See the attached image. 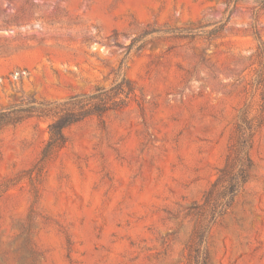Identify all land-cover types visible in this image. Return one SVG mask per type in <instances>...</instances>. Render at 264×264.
Returning a JSON list of instances; mask_svg holds the SVG:
<instances>
[{"label":"rangeland","instance_id":"rangeland-1","mask_svg":"<svg viewBox=\"0 0 264 264\" xmlns=\"http://www.w3.org/2000/svg\"><path fill=\"white\" fill-rule=\"evenodd\" d=\"M263 2L0 0V264H264Z\"/></svg>","mask_w":264,"mask_h":264},{"label":"trees","instance_id":"trees-1","mask_svg":"<svg viewBox=\"0 0 264 264\" xmlns=\"http://www.w3.org/2000/svg\"><path fill=\"white\" fill-rule=\"evenodd\" d=\"M264 5V2H263ZM128 90L133 93L132 83L126 81ZM110 94L102 96V93L95 95H84L82 100L89 101L94 100L97 105L92 110V114L103 115L111 108L108 106L106 99H109ZM79 98H73L78 100ZM78 119L73 114L59 119V121L49 126L50 139L43 151V156L48 158L55 151L61 149L65 143L66 138L64 135V129L69 125L76 122ZM19 121L18 117L9 112L0 111V130L10 124H16ZM249 143L247 139H242L238 145L235 154L231 155L227 161L225 168L220 171V176L213 184L211 189L205 196L204 207L214 205L216 207L222 206L226 201L227 208L231 207L240 189L246 185L250 179V173L253 167V162L249 155ZM234 153V152H233Z\"/></svg>","mask_w":264,"mask_h":264}]
</instances>
